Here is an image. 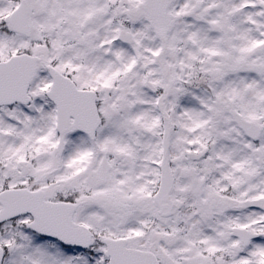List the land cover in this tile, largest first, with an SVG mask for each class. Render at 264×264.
I'll list each match as a JSON object with an SVG mask.
<instances>
[{"label":"snow or ice","instance_id":"6c2138e0","mask_svg":"<svg viewBox=\"0 0 264 264\" xmlns=\"http://www.w3.org/2000/svg\"><path fill=\"white\" fill-rule=\"evenodd\" d=\"M0 264H264V0H0Z\"/></svg>","mask_w":264,"mask_h":264}]
</instances>
